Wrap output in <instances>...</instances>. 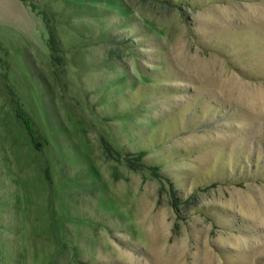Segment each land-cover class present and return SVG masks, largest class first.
<instances>
[{
  "label": "rangeland",
  "instance_id": "rangeland-1",
  "mask_svg": "<svg viewBox=\"0 0 264 264\" xmlns=\"http://www.w3.org/2000/svg\"><path fill=\"white\" fill-rule=\"evenodd\" d=\"M0 264H264V0H0Z\"/></svg>",
  "mask_w": 264,
  "mask_h": 264
},
{
  "label": "trees",
  "instance_id": "trees-1",
  "mask_svg": "<svg viewBox=\"0 0 264 264\" xmlns=\"http://www.w3.org/2000/svg\"><path fill=\"white\" fill-rule=\"evenodd\" d=\"M22 1H26V0H22ZM29 5H30V7H32L33 9H34V7H36V4L34 3V2H31V1H29ZM43 15V14H42ZM48 17L49 18V16H48V14H45L44 13V15L42 16L44 19H45V17ZM46 20V19H45ZM53 29V28H52ZM54 30V29H53ZM50 33V37H49V41H50V43L54 46L55 44H58L59 45V40L57 39V37H56V32H54V31H50L49 32ZM26 126H27V128H28V125H27V123H26Z\"/></svg>",
  "mask_w": 264,
  "mask_h": 264
},
{
  "label": "bare ground",
  "instance_id": "bare-ground-1",
  "mask_svg": "<svg viewBox=\"0 0 264 264\" xmlns=\"http://www.w3.org/2000/svg\"><path fill=\"white\" fill-rule=\"evenodd\" d=\"M199 66H201V65H199ZM201 69H202V72H201L202 74H204V75H205V74H208V73H207L208 69H207L205 66H203V67L201 66ZM208 75H209V74H208ZM205 76H206V75H205Z\"/></svg>",
  "mask_w": 264,
  "mask_h": 264
}]
</instances>
